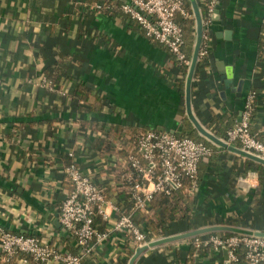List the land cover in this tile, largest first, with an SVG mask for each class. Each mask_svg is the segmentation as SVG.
I'll return each mask as SVG.
<instances>
[{
	"label": "crops",
	"instance_id": "0c3cea01",
	"mask_svg": "<svg viewBox=\"0 0 264 264\" xmlns=\"http://www.w3.org/2000/svg\"><path fill=\"white\" fill-rule=\"evenodd\" d=\"M184 1L191 10L187 16L202 21L207 0ZM95 2L0 0V228L35 235L76 253L80 248L73 234L59 221L61 203L71 188L65 165L73 160L102 185L111 183L122 168L120 162L114 173L106 170L112 154L101 152L89 138L103 132L81 121L129 123L180 134L189 130L193 116L203 127L223 132L239 117L245 95L253 89L251 131L264 138V52L259 54L264 0H218L208 23L207 65L197 57L189 66V102L188 77L182 94L181 65L167 47L147 37L122 11L97 10L92 8ZM197 42L199 47L202 37L196 31L186 44L191 60ZM60 72L91 86L78 105L42 84V76ZM228 73L231 80L225 81ZM69 85L65 76L56 83L60 88ZM96 96L104 101L99 111L80 109ZM206 158L199 170L206 169L193 188L197 221L205 226L223 218L229 225L264 231V177L260 183L257 171L244 167V153L234 143L232 148L215 144L213 158ZM125 201L119 205L125 208ZM114 218L115 212L105 220L108 235L82 255L87 264H128L126 249L140 246L123 230L111 228ZM175 228L176 233L187 230L183 221ZM238 256L233 264H251L242 253ZM23 257L19 253L3 262L0 250V264H39ZM227 257L225 247H197L192 236H185L146 247L133 264H225Z\"/></svg>",
	"mask_w": 264,
	"mask_h": 264
},
{
	"label": "built area",
	"instance_id": "2783aa9c",
	"mask_svg": "<svg viewBox=\"0 0 264 264\" xmlns=\"http://www.w3.org/2000/svg\"><path fill=\"white\" fill-rule=\"evenodd\" d=\"M216 3L217 0H209L207 3L208 15L203 21L207 26L201 33L202 43L197 52L199 59L209 52L208 23L213 17ZM92 8L102 10V5L95 3ZM119 9L137 23L147 37L164 44L178 64L190 66L191 58L183 49V32L175 18L177 13L188 15L183 0H120ZM41 82L57 89L62 95H67V88L56 86L51 78L42 76ZM254 97L253 89L246 93L240 115L227 128L224 142L225 146L234 143L239 149L264 158V138L251 131ZM212 152L209 145L190 136L147 128L137 139L135 153L124 154L120 164L134 207L146 210L156 192L170 193L172 189L182 185L184 176L188 177L194 188L197 184L199 161ZM67 154L71 156L72 152ZM65 172L71 188L61 203L59 221L71 231L80 251L76 253L60 250L35 235L1 227L0 250L3 262L22 253L26 256L22 260L26 261L30 257L39 264L50 259L56 260L58 264H79L81 256L90 252L95 243L104 239L110 230L108 227L99 230L94 226V213H99L103 219L108 220L115 212L112 229L123 230L137 245L148 242L130 213L124 211L123 206L106 198L102 185L96 183L90 174L84 172L73 160L65 165ZM192 240L197 247H225L228 251L227 259L232 264L238 261L237 252L240 248L247 262L258 264L264 261V235L240 232L223 235L217 232L207 236H193Z\"/></svg>",
	"mask_w": 264,
	"mask_h": 264
},
{
	"label": "trees",
	"instance_id": "16d2710c",
	"mask_svg": "<svg viewBox=\"0 0 264 264\" xmlns=\"http://www.w3.org/2000/svg\"><path fill=\"white\" fill-rule=\"evenodd\" d=\"M95 3H100L102 5V10L115 13L119 12V3L120 0H94ZM209 0L205 1L206 5L204 4L201 8V17L202 21H205L208 15V8L207 3ZM218 2V0H217ZM183 5L188 13H191L189 6L183 0ZM176 21L180 25L182 32H183V49L186 51V44H191L194 35L197 31L196 21H194L193 17L185 16V15H176ZM201 21V25L203 23ZM201 35V34H200ZM259 54L264 52V22H262L259 32ZM199 48V47H198ZM198 52V50H197ZM186 55H189L186 53ZM174 57V55H173ZM264 57V56H263ZM175 58V57H174ZM197 58V54H196ZM207 56H204L199 61L203 62V66L207 65ZM176 60V59H175ZM177 62V61H176ZM180 65V64H177ZM181 73L183 74L179 80L178 78V85L181 93L184 94V84L185 78L189 75V67L181 65ZM184 75L186 77H184ZM63 76L66 77L67 81H69L70 85L67 88V95L71 97V100H75L76 104L78 105V99H83L85 94L91 90V86L82 83L81 81H77L74 79V76L68 74L67 72H60L57 74L48 73L46 77L51 78L55 83H60ZM191 86V83H190ZM64 96V95H62ZM103 100L96 96L95 100L92 103H88L84 105V107L79 106L81 110H85L87 113H92L95 111H99L103 104ZM80 105V104H79ZM87 127H91L96 130H100L103 132L102 135L94 136L92 134L89 138L93 141L95 147L99 146V149L103 153H111V160L107 162L106 170L109 173H114V170L118 167V164L122 161V157L124 154L128 152L135 153L136 151V142L138 137L148 128L146 126L141 125H132L129 123H109L106 124L104 121H98L96 119H87V121H81ZM210 124V123H209ZM188 128L189 130L186 131L185 129L182 133L177 135H188L196 140H200L213 149L215 144H219L218 142L214 141L212 138L198 132L199 130L194 125L192 121H188ZM208 132L215 135V132L220 135L219 139L224 140L226 137V131H217L218 129L212 128V126L204 127ZM227 130V129H226ZM244 167L246 169H252L257 171L259 182L261 183L264 177V163L254 159L247 154L244 153ZM208 160L213 158V152L206 156ZM204 158V157H203ZM202 158V159H203ZM201 159V160H202ZM198 165V173H197V182L200 181L202 174L204 173L206 168H202V172H200V163ZM102 185V184H100ZM103 193L104 196L108 199H112L113 202L116 204H120L119 202L121 199H126L125 201V208L124 211L129 212L133 221L141 228V230L145 234V239L147 241L165 237L171 234L176 233L175 224L178 221H183L185 223V228L194 229L197 227L204 226L203 221H197L196 217L198 218V210H197V201L191 187V183L187 176L183 177L182 185L174 188L171 190L170 193L164 192H156L146 210H141L139 208L134 207V202L130 198V190L127 188V183L122 177V172L117 171L113 176V181L108 185L103 184ZM227 221L223 218H216L214 219L209 225L211 224H227ZM93 223L94 226L99 230H105L106 221L101 217L99 213L93 214ZM209 233H216L217 231H208ZM223 235H227L232 233L228 230H221L218 231ZM201 234H195L193 236H200ZM129 239L131 237L129 236ZM242 253V248L239 249ZM238 250V251H239ZM127 257L126 259L132 255L131 247L126 249ZM241 253H238L241 255ZM19 255V254H17ZM84 256V255H83ZM81 256L79 264H87L85 258L83 259ZM243 256V255H242ZM241 256V257H242ZM240 257V258H241ZM86 262V263H85Z\"/></svg>",
	"mask_w": 264,
	"mask_h": 264
},
{
	"label": "water",
	"instance_id": "95a60500",
	"mask_svg": "<svg viewBox=\"0 0 264 264\" xmlns=\"http://www.w3.org/2000/svg\"><path fill=\"white\" fill-rule=\"evenodd\" d=\"M196 26H197V32L200 36L201 34V29H202V25H201V20L199 19V17L197 16V21H196ZM224 34H226V31L224 32ZM198 42L195 45L194 48V54L192 56V60H191V64H190V69L193 67L195 60H196V54H197V50H198ZM191 74V73H190ZM228 78L225 79V81H230L231 80V74L228 73L227 75ZM189 98H190V75L187 78V82H186V99L187 102H189ZM193 119V123L194 125L197 127V129L204 135L212 138L214 141L218 142L220 145H226V143L223 140H220L218 137H216L215 135L211 134L210 132H208L193 116H191ZM228 147L232 148V145H227ZM239 149V148H238ZM241 152L247 154L248 156L257 159L261 162L264 163V158L256 155L254 153L251 152H245L241 149H239ZM215 230H228V231H233V232H240V233H248V234H252V233H256V234H260V235H264V231H259V230H252V229H248L245 227H239V226H234V225H229V224H211V225H205V226H201V227H197L194 229H188L185 231H182L181 233H174L165 237H161V238H157V239H153L148 241L147 243H144L140 246H138L136 248V250L134 251V253L131 255V257L129 258V262L128 264H133V261L135 260V258L139 255V253L145 249L148 246H153V245H157V244H161L173 239H177V238H181V237H185V236H192L195 234H199L202 232H206V231H215ZM225 264H229L228 261L225 262Z\"/></svg>",
	"mask_w": 264,
	"mask_h": 264
}]
</instances>
